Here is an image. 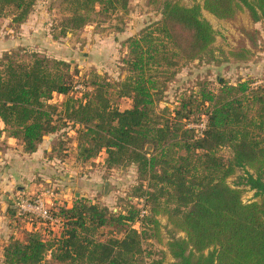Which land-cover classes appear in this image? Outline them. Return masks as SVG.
<instances>
[{"label":"trees","instance_id":"16d2710c","mask_svg":"<svg viewBox=\"0 0 264 264\" xmlns=\"http://www.w3.org/2000/svg\"><path fill=\"white\" fill-rule=\"evenodd\" d=\"M36 2L0 0V17L19 26ZM129 3L62 0L63 18L53 37L78 32L96 13L127 12ZM202 10L229 21L246 10L257 23L264 19V0H204L192 6L161 0V19L126 41L124 75L112 80L94 72L80 96L68 61L37 51L0 57V121L22 152L33 154L47 136L68 129L72 145L63 138L45 150L52 165L78 168L103 155L107 170L130 166L138 174L135 191L116 209L85 195L71 202L58 197L49 206L57 220L52 223L19 215L9 205L23 231L6 239L2 264H42L49 251L61 264H164L167 251L145 247L149 239L162 241L161 216L172 227L166 243L170 264H264V84L219 77L216 86L198 79L172 106L162 104L179 69L201 61L216 41ZM242 31L250 46L242 38L230 55L246 61L256 52L258 33ZM122 98L132 105L122 109ZM201 122L198 134L191 124ZM239 169L245 174L231 185L228 179ZM40 182L46 185L36 195L21 197L32 200L44 186L60 195L57 183ZM242 185L259 200L245 202Z\"/></svg>","mask_w":264,"mask_h":264},{"label":"rangeland","instance_id":"374dc122","mask_svg":"<svg viewBox=\"0 0 264 264\" xmlns=\"http://www.w3.org/2000/svg\"><path fill=\"white\" fill-rule=\"evenodd\" d=\"M186 6L195 3L203 4L204 0H178ZM62 0H37L34 10L28 20L16 26L12 23L11 17H0V57L7 52L17 51L23 57H28L32 51H37L43 55L53 58L63 59L71 63V70L75 74V79L82 88L78 95L84 90V81L94 72L106 76L112 80H117L124 75L122 59L127 56L126 41L129 37L137 35L142 28L152 24L162 17L161 0H130L127 12L117 10L111 15L96 13L93 20L76 33H67V36L55 39L53 31L63 18ZM203 16L212 24L216 30V41L212 45L211 51L207 52L203 58L190 63L188 66L179 69L178 74L171 81L167 96L162 100V104L172 106L179 93L190 89L196 85L198 79H205L218 85V78L223 77L231 83L239 79H253L254 85L264 84V19L253 23L246 10L240 11L236 21H229L216 17L206 10H202ZM242 29L257 31L256 52L246 61H241L230 55V51L238 45L240 39L244 38L246 44L250 46V39L245 36ZM83 89V90H82ZM62 98H59L61 100ZM122 109L132 105L130 98L119 100ZM201 123L191 124L201 132ZM67 130L64 129L59 136L47 139L44 145L55 143L60 144L61 140L66 145H72L74 141L67 138ZM61 133L65 137H62ZM70 134L75 135L72 130ZM42 157V154H40ZM43 158H47L43 156ZM20 159V157H19ZM37 165L32 162L21 164L14 162L11 166L3 162L0 166V264H2V249L6 239L11 235L21 236L22 231L16 226L9 213V205L22 198L18 193L20 187H30L44 184L36 179L40 177L38 173L47 176V181L57 183L60 188L61 200L73 201L76 197L85 195L91 199L108 205L111 208H119L122 197L127 193H133L138 185V174L134 167H116L107 170L102 164L103 155L94 162L78 168L70 163L66 170L60 166L43 165L44 159H35ZM9 166L5 169V166ZM8 169L16 173L10 181L7 176ZM6 175L4 176V174ZM245 171L239 169L235 175L228 179L231 185H236L240 176ZM38 175V176H37ZM14 178V179H13ZM36 178V179H35ZM9 182H11L10 193H8ZM52 182V183H53ZM109 182L110 188L106 192V183ZM5 186V187H4ZM29 187V189H30ZM48 187V186H44ZM244 188L243 200L250 202L259 200L255 197L254 190ZM8 190V191H7ZM31 195L38 193L29 190ZM19 197V198H17ZM3 202V203H2ZM6 204V206H4ZM162 227V241L156 238L149 239L145 243L148 249L155 251H167V258L164 264H170L172 257L168 252L167 241L171 236V225L167 216L160 217ZM136 227L140 228L137 223ZM57 229V227H56ZM54 231V230H53ZM56 231V230H55ZM54 231V232H55ZM48 234V231L45 230ZM57 233V232H55ZM179 232L177 235H182ZM159 257V255H156ZM150 264V260L147 261ZM42 264H61L51 257V252L46 254Z\"/></svg>","mask_w":264,"mask_h":264},{"label":"crops","instance_id":"0c3cea01","mask_svg":"<svg viewBox=\"0 0 264 264\" xmlns=\"http://www.w3.org/2000/svg\"><path fill=\"white\" fill-rule=\"evenodd\" d=\"M50 138H53L52 136H47L44 140V142H42V144L40 145L39 149L34 152L33 154H26L24 152H22L21 150V146L19 144V142L15 139V138H11L7 135L6 131H5V128H4V124L0 121V166H2L3 162L5 164L9 163L10 166L14 163V162H20V165L21 164H25V163H29V162H32L33 164L37 165L36 163V160L35 159H44V161H40V163L42 162L43 165H48V163H53L54 162L52 160H47L46 158H43V156H45V150L46 149H49L51 147V144H46L44 145V143L46 142L47 139H50ZM42 154V157L41 155ZM20 157V159H19ZM9 166H5V169H7ZM62 167V166H60ZM0 172H1V169H0ZM4 174V172H3ZM6 175V173L4 174V176ZM16 176V173L15 172H12L11 169H8V173H7V176L9 177V179L13 176ZM38 175L40 177H37L38 179H36L38 182H40L41 180H47V176H43L41 175L40 173H38ZM37 175V176H38ZM10 179V181H12ZM14 179V178H13ZM32 179L29 181L31 183ZM30 183H28V186L30 187ZM40 184L39 185H35V187H20L18 189V193L20 194H25V193H29L30 194V191L29 190H34V191H37L38 188H39ZM5 187V186H4ZM6 188L9 190V188H11V182H9L8 186H6ZM7 190V191H8ZM8 193H10V190L8 191ZM3 203V202H2ZM6 206V204L4 205ZM2 249V247H1Z\"/></svg>","mask_w":264,"mask_h":264},{"label":"built area","instance_id":"2783aa9c","mask_svg":"<svg viewBox=\"0 0 264 264\" xmlns=\"http://www.w3.org/2000/svg\"><path fill=\"white\" fill-rule=\"evenodd\" d=\"M82 85L77 84L76 89L79 90ZM202 129L205 126V122L201 124ZM61 197L59 196L53 188L44 187L42 191L30 200L28 198H19L15 202V207L19 215H29L34 218H41L44 221H50L52 223L57 222L50 213L49 206L53 204L54 199Z\"/></svg>","mask_w":264,"mask_h":264},{"label":"water","instance_id":"95a60500","mask_svg":"<svg viewBox=\"0 0 264 264\" xmlns=\"http://www.w3.org/2000/svg\"><path fill=\"white\" fill-rule=\"evenodd\" d=\"M105 188H106V192L108 191V189L110 188V184H109V182H107L106 183V186H105Z\"/></svg>","mask_w":264,"mask_h":264}]
</instances>
